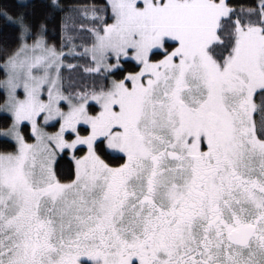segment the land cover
<instances>
[{
	"label": "snow or ice",
	"instance_id": "6c2138e0",
	"mask_svg": "<svg viewBox=\"0 0 264 264\" xmlns=\"http://www.w3.org/2000/svg\"><path fill=\"white\" fill-rule=\"evenodd\" d=\"M0 18V264H264V0Z\"/></svg>",
	"mask_w": 264,
	"mask_h": 264
},
{
	"label": "trees",
	"instance_id": "16d2710c",
	"mask_svg": "<svg viewBox=\"0 0 264 264\" xmlns=\"http://www.w3.org/2000/svg\"><path fill=\"white\" fill-rule=\"evenodd\" d=\"M35 2L38 5L43 6L47 3V0H35ZM76 2L77 0H60V3L68 5ZM0 6H10L15 10L17 7V0H0ZM13 31L11 24L6 22L3 18H0V41L10 38ZM5 143L6 142L3 139H0V146H3Z\"/></svg>",
	"mask_w": 264,
	"mask_h": 264
}]
</instances>
